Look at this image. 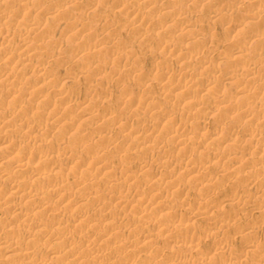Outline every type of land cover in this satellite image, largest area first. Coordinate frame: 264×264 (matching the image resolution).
Returning a JSON list of instances; mask_svg holds the SVG:
<instances>
[{
    "label": "rangeland",
    "instance_id": "1",
    "mask_svg": "<svg viewBox=\"0 0 264 264\" xmlns=\"http://www.w3.org/2000/svg\"><path fill=\"white\" fill-rule=\"evenodd\" d=\"M10 1H12L11 4L8 3L6 4V7L2 5L0 7V15L6 13L8 16L6 21L0 19V51L4 48H7V46L12 47L13 50L10 53L11 57L13 56V59H16L18 62L26 61V65L20 69L15 68L14 71V67H12V65L10 67L9 63H0V138L2 136L8 137L13 140H17L19 143H21V146L30 144V147L33 150H42L46 151L47 153H52H50V158L42 160L39 163H35V160L32 159H22V163L27 165L26 168L29 167L28 169H24L23 173L17 170V166H15V162L18 161L17 158L21 160L20 157L18 155L7 156L6 152L0 146V174L3 173L5 176L4 186L7 185L8 187L9 184L12 183L13 179L14 182L17 181V184H21L19 182H22L23 185L24 182V185L27 186L26 183H28V187L33 190L32 194L36 195L46 190H56L60 194L58 199H65L64 201L59 202V200H55L57 198H54L52 195L49 196L48 193H45L43 195L41 194L43 199H40V202L43 201L44 205L41 204L39 200H37L35 205H32L28 201H24L22 199L17 200L16 197L10 196L8 192L2 193L0 191V234L6 237H12L14 240H18V244L12 249L2 250L0 248V264H19L23 261L22 253H29V256L31 255L30 259L44 258V264H86L83 259L77 260L73 259L75 257L66 256L68 255L67 253L61 255L56 254V257L54 256L51 259H49V256H47V253L55 251L56 248L63 251V249L65 250V246L67 247L68 244H71L73 248H79L78 251H82L81 249H86L85 244L88 242L91 243L92 241L93 244L95 242L97 243L94 245L92 244L93 246H90L91 248L89 247V249L93 252H98V255H96L94 252L95 256L93 254L92 260L90 259L91 264H114L115 261V264H120L118 263L120 261H122V264L125 262V264H128L130 261H132L131 264H178L185 263L187 260V262L198 263L199 260H201L200 258L203 256L202 253L204 252L205 254L210 245H213L214 243L219 244L221 243L220 241H222V243L225 245L228 244V252H220L214 254L211 257L209 256L210 260L207 259L205 261L206 263L217 261L220 264L221 262L227 264L229 257L230 259H235H232L231 262H228V264H263L264 248H258L259 253H253L255 250L257 251L256 248L246 247L247 244L250 245L252 243L254 244L256 241L262 242L264 240V229L262 227L263 225L261 224L264 220V215L259 216L260 219L258 217L256 218V216L250 217L255 206H264V203L260 201L261 199L264 201V194L262 193L261 195L259 191L262 188V183H257L252 186L248 185V181H245L244 183V180L241 178H245L246 180L248 172L251 169L250 167H253L256 163L257 155L254 154V151L251 149L253 147L258 148L264 144V96L254 94L253 89H251L248 94L246 93L238 95L236 85L237 83L238 85L244 83L248 76V74L246 75V69L248 66L244 65L247 63L257 65L258 67H264V57H256L250 60L246 58L248 61L234 68L238 70V76L235 78V80H233L234 82L230 83L224 82L222 78L224 77L223 73H226L227 70H225V62L220 60V58L222 59L223 54H226L232 49H230L231 45L238 47L244 44L245 47H247L249 53L254 51V54H264V43H261L260 45L255 44L256 39L264 38V22L262 23L263 25L261 28H257V32L256 28H254L253 31L248 32L249 30L247 27H245L234 33V36H230L225 31L226 25H224L223 20H211L209 15L212 11H220L219 14H222L225 11L224 9L229 6H233V8L238 11H236V20H245L249 17L247 6L255 2L257 9L259 8L258 10L263 12L264 0H194V2L193 0H138L134 5H142L145 2L151 3V11H148L146 15H143L140 18L137 17V19L136 17L132 16L131 18L130 16V10L132 7H130L131 2L129 0H93L92 3L95 5L90 6L91 8H89L87 5L81 7L86 2L88 3L89 0H53L54 7L53 5L51 7L55 8L54 10L56 12L51 16L54 17L53 20L55 22L64 23L67 20L63 24L67 25L73 16V18H76L77 21L81 22L80 24H83V27L80 25V28L75 29V35H77L75 38H72L70 35H66V37L57 30L58 26L55 25L54 21L51 19V16H46L47 7L41 10L39 9V11L33 16L25 15L23 18L14 16L16 9H18L20 5L21 7L22 5L26 6L25 12L37 9L38 7L42 8L40 5H37L36 0ZM171 1H174V6L169 8V3L172 4ZM118 4L119 8H115V5ZM153 6L155 9H152ZM8 9L12 11L10 12ZM165 13H168V15L171 13L181 17L185 16L190 21L188 24L193 23L200 26H203V24L207 25L204 27V31H200L199 34L198 32H194L195 27H187L188 29L185 28L189 31V33L183 34L182 28H184V25H182V27L178 23H175L177 24L175 25V21L170 24L164 23L163 19L165 18ZM34 23H36L37 26ZM29 27H41L37 33L39 35H24L23 30ZM82 28L85 29V31L81 30ZM245 31L248 32V36L242 42L240 40V36ZM78 32L79 34H76ZM253 36H256L257 38ZM19 40L23 41L22 43L25 44L23 51L17 50V47L21 43ZM196 42L201 44V48H198L199 46L196 44ZM28 48L31 52L28 51ZM211 49L215 50V52L212 53ZM193 55H205V58H207L205 59V64L203 66H199L198 64L194 63L191 60ZM189 56L190 58H188ZM182 57L183 59H181ZM105 61L108 62L109 72L101 75L95 74L91 65L95 62V64H98ZM32 62L33 66L31 67ZM37 66L44 68L46 74L43 76V78L33 75L32 72L38 68ZM135 67L139 70L133 71ZM168 67L174 70L185 67L184 70L191 72V75L194 73L193 78L189 79L191 83H198L199 79L211 74L216 75L219 78V82L217 86H215V89L200 97L192 94V92H184L182 89H180V91H173V88H170L171 86H168V91L165 88L163 90V92H165L161 93L158 88L159 82L157 73ZM80 72H82V74ZM5 74L14 75L15 79L12 82H6L4 81ZM248 77L255 78V76L252 75H249ZM256 79L258 82L264 83L263 75L259 77L256 76L255 80ZM235 82L236 84H234ZM173 84H175V81H169V85ZM16 87L18 90H20L18 93V97L20 99L16 97L17 100L14 98L5 101L3 97L6 94V91L16 90ZM36 87L42 88L44 90L39 94L40 99L39 96H33L32 98V92L30 90ZM57 88L65 92L67 95L75 94L79 95L80 97H86L87 99H90V101L93 103L90 106L92 108L90 110L92 112L91 117L83 116V113H81L79 109H73L71 103L66 100L65 97L58 95L56 96V90H58ZM248 88H250V86ZM102 91L105 93L101 94L99 100H96L97 96H99ZM219 94L223 96L222 100L226 101V103H222L221 105L216 104V106L214 104V107H216L214 114L208 117L207 115L205 116L206 111L209 109L211 104L213 105L212 102ZM20 95L22 97H20ZM256 95L258 97H256ZM244 96L249 97V100L244 101L242 99ZM187 97H189V99H187ZM144 98H148L153 102L156 101L155 103H158L156 105L157 109L155 108L154 110H149V108L145 106L142 108L139 106L136 108L132 107V105L136 102V99L144 100ZM18 99L20 101H18ZM45 100L47 102L51 101L52 103H55V108L47 113L44 111V104L46 103ZM95 101L96 103L94 105ZM181 101L184 102L182 103ZM196 102L197 106L199 107L195 108L196 110H192L194 107L193 105L196 104ZM188 105H192L193 107ZM158 111H163L164 113L169 111V113L172 115L171 122H173V120L180 123L185 122L187 124V128H192V130H197L198 123L202 121V119L204 120V117L207 118L206 124L204 125V130H202L201 138L199 140H195L196 142H191L186 148L179 146L178 138L184 137V132L181 129H178L177 126L175 127V125L172 127V123L170 121L160 128L159 134L148 137V134L143 132V127H145L147 124H150L149 122L151 119H153L151 118L152 112L154 114L158 113ZM241 113H244L247 117H244V115L242 116ZM7 114L12 116L7 122H5L3 117ZM155 118L156 116L151 121V123L155 121ZM230 118L234 119L231 121L229 120ZM36 122H46L50 124L48 127L51 128L52 132H50L48 135L46 134L39 137L40 141L34 142L31 140L33 134L27 132L28 129L26 127ZM231 130H233V133L235 134L234 145L231 142H226L227 136L230 132H232ZM253 130H256L255 135L257 137L255 136L254 139H251L250 137L246 136V134L250 131L252 132ZM169 132H172L171 135ZM100 133H108V142L101 143L94 138ZM178 135L180 136L178 137ZM164 137H166L165 140ZM151 138H153V141ZM145 147H152L149 153L145 152ZM74 151H82L83 153H86L87 156L90 157V159H88L90 161H85L87 164L83 162V164L77 167H75L73 164L65 165L61 159V156L66 152L73 153ZM62 152L64 153L62 154ZM233 157H237L241 161V166L234 169V174L232 173L227 176H223L222 172L224 170H229L227 169L229 160ZM96 159L98 160L97 163ZM207 160H211L212 163L204 165V173H202L201 176L196 175V180H193V177L187 176V174L183 173L190 168L187 164L192 162L193 165H202L205 164ZM100 161L103 164H99ZM172 162L175 163V165ZM96 164L98 165L96 166ZM103 166L108 168L104 170ZM177 166L180 168L182 167V169H180L178 172H176ZM100 168L101 170H99ZM191 170L192 169L186 173H189ZM234 170L232 172H234ZM169 172H175L176 182H172L173 184L179 183L177 185L178 188H184L183 190H186L185 196L182 197V195L178 196L175 194H169V183H165L162 186L156 184H154V186L152 185L154 180L158 179V177L162 179L165 178V175H168ZM130 175H132L134 178L132 179V176ZM111 184H113V188L112 186L109 187ZM145 185L146 187L148 185V188L150 187L148 189L150 192L148 195V200L152 202L158 201L159 203L149 206L146 213H144V216L141 213L140 217H143V219L137 220L139 222L136 223V219L139 218L137 209L134 208V204H132L133 207L128 206L132 203L134 189L136 187L138 188L139 186ZM114 186L117 190L114 189ZM153 187L156 188V192H154L155 188ZM189 191H191V193H189ZM244 191L246 192L244 194L245 196H255L253 197L254 199L250 197L245 199V201L242 203L243 205L240 202H227L232 198L236 200L243 198ZM256 191H259L257 192L258 194H256ZM158 193L159 195H157ZM237 193L240 194V197H236ZM117 195L122 197L123 200L127 201L128 208H119L117 205L113 204V197ZM46 199L47 201L45 202ZM247 200L251 201L252 203ZM129 201L131 202L129 203ZM184 204L186 206H184ZM108 205H113V207L110 206L108 208L109 210H107L106 206ZM158 205L159 207H157ZM160 205L164 208H162ZM40 207H42V209ZM101 207L104 210L106 209V211L102 210ZM17 211H22L23 213L27 214H25L24 218H20V216L16 214ZM57 211L59 213H57ZM108 212H111L112 216L106 214ZM202 212L204 215H202ZM29 213L30 215H28ZM115 213L118 214L116 215ZM195 213L200 215L198 217L196 216L197 218L194 220H191V218L196 215ZM243 214L250 215V218L248 217L247 219H242L241 216ZM123 215L125 223L127 222L124 229L122 228L124 223L120 221V219L123 218ZM107 216L111 218H107ZM117 218L119 220H117ZM132 218L136 219L130 222ZM209 218H212L211 220H214L217 222V224H221L222 226L226 222L237 220L235 225L238 227L234 229L236 230V233L232 229L230 231H226V234L224 235H219L217 233L220 231L213 229L210 232V235H208L207 229L210 226V222H213ZM72 220H74V222ZM174 221H176V223L174 226H172ZM32 223H38L39 226L37 225L38 227L34 228L31 226ZM68 223L72 224V226H70ZM143 223L145 224L143 225ZM84 224H86V226H83ZM51 225L54 227L61 226L65 231V234L69 232L68 235H66V240L64 239V241L54 249H51L54 245L53 242L51 243L50 239L39 236L42 228L45 226L50 227ZM167 225H171V227H173V229H171L169 226L170 234L167 231ZM239 226L243 227L240 228ZM247 226L250 228V230ZM253 226H256V229H259L256 230ZM71 227L73 228L71 229ZM84 227L85 230H83ZM112 228H115V230ZM243 228L244 231H242ZM67 229L69 230L67 231ZM105 229L109 230L110 234H108V231H105ZM91 230H93L94 233L98 235V237L92 233L93 231L91 232ZM110 231H112V233ZM119 232L124 237L120 235ZM89 233L93 236H96L95 238L97 240L94 239V237ZM192 233L194 236L201 234V238L199 235L197 237L199 239L198 245L201 244L197 251H191L183 244L184 240H188L190 238L189 236H193ZM99 234L101 236L100 238ZM34 235H36V237H34ZM114 235H116V237ZM142 235L144 237L148 236V238L150 237L149 239L153 240L146 241L145 243L143 242V244L139 243L138 245L137 239H143ZM227 235L229 237H227ZM83 237L87 238L85 239V241H87L86 243L85 241H82ZM230 237L231 239L229 241L228 238ZM213 238L215 239L214 243L212 240ZM150 244L154 245L151 247ZM116 247H118V249ZM142 248L144 249V252ZM13 249L15 250L13 251ZM226 252L229 253V255ZM111 254L114 255L115 258H112ZM177 254L180 255H178L179 258L176 256ZM255 254L260 256L262 260H256L257 258L255 257ZM58 255L60 258H64L60 259ZM125 255L128 256L126 257ZM172 255L173 258H170ZM20 256L22 257L21 260ZM98 256L100 257L98 258ZM123 258L124 260H122ZM97 259L101 262H99ZM107 260L110 262L108 263ZM26 261L27 260L24 259L21 264H27Z\"/></svg>",
    "mask_w": 264,
    "mask_h": 264
},
{
    "label": "bare ground",
    "instance_id": "2",
    "mask_svg": "<svg viewBox=\"0 0 264 264\" xmlns=\"http://www.w3.org/2000/svg\"><path fill=\"white\" fill-rule=\"evenodd\" d=\"M37 1V5L39 6H41L42 8H39L38 6V8L37 9H34V10H29V11H27V12H25L26 11V6H23L22 5V7H21V5H20V7L18 8V9H16V12L14 13V16L15 17H18V18H23V17H25V15L27 16H33L36 12H38L39 11V9L41 10V9H44L45 7H47L46 8V16L47 15H53L56 11L54 10L55 8H53L54 7V5H53V0H36ZM57 1V0H56ZM130 2H131V4H130V7H132L131 8V10H130V16H131V18H132V16L133 17H136V19H137V17H141V16H143V15H146V13L148 12V11H151L150 9H151V3H144V4H142V5H134L138 0H129ZM153 1V0H152ZM204 1V0H203ZM215 1V0H214ZM217 1H219V0H217ZM221 1V0H220ZM239 1V0H238ZM11 2L12 1H10V0H0V7H1V5L2 6H5L6 7V4H8V3H10L11 4ZM70 2H74V1H70ZM93 2V0H89V2L87 3H85V4H83V6H81V7H84V6H88L89 8H91L90 6H92V5H95V4H93L92 3ZM111 2V1H110ZM113 2V1H112ZM122 2H124V1H122ZM169 2V1H168ZM172 2V1H171ZM176 2V1H175ZM179 2V1H178ZM189 2V1H188ZM193 2H194V0H193ZM115 3V2H114ZM113 3V4H114ZM154 3V2H153ZM35 4H36V2H35ZM69 4V3H68ZM81 4V3H80ZM165 4V3H164ZM167 4V3H166ZM174 4V1L172 2V4H170L169 3V8L170 7H172V6H174L173 5ZM256 3L254 2V3H252V4H250V5H248L247 6V9H248V13H249V17L247 18V19H245V20H242V19H237L236 20V15H237V13H236V11L237 10H235L234 8H233V6H229V7H227L226 9H224L225 11L222 13V14H219V12H216V11H212L211 12V14L209 15L210 16V18H211V20H219V19H222L223 20V22H224V25H226V27H225V31H226V33L228 34V35H232V36H234L233 34L234 33H236L237 31H239L241 28H245V27H247V29L249 30L248 32H250V31H253L254 30V28H256V32H257V30L259 29V28H261L262 27V23L264 22V11L263 12H261V10L259 11L258 9H257V6L255 5ZM53 5V7H51ZM79 5V4H78ZM134 5V6H133ZM212 5V4H211ZM215 5V4H214ZM76 6V5H75ZM241 6V5H240ZM62 7V6H61ZM79 7H80V5H79ZM119 8V4L118 5H115V8ZM121 7V6H120ZM161 7V6H160ZM168 7H166V8H168ZM165 8V9H166ZM244 8V7H243ZM125 9V8H124ZM152 9H155V7L153 6V8ZM9 10V9H8ZM28 10V9H27ZM58 10V9H57ZM164 10V9H163ZM10 11V10H9ZM12 11V10H11ZM10 11V12H11ZM14 11H15V9H14ZM43 12H44V10H43ZM42 12V13H43ZM69 12V11H68ZM157 12H159V11H157ZM176 12V11H175ZM238 12V11H237ZM2 13V12H1ZM61 13H63V12H61ZM181 14V13H180ZM45 15V14H44ZM165 16V18L163 19V21H164V23H166V24H170V23H173L174 21V24L175 23H178L181 27H182V25H184V28H182V33L183 34H188L189 33V31L188 30H186V29H188V28H191V27H195V31L194 32H198V34H199V32L200 31H204V27H206V25L205 24H203V26H200V25H197V24H188L190 21L185 17V16H177V15H174V14H171V13H169V15H168V13L166 14H164ZM58 16V15H57ZM56 16V17H57ZM235 16V17H234ZM60 17V16H59ZM86 18V17H85ZM0 19H3V20H7L8 19V16H7V14L6 13H3V14H1L0 15ZM13 19V18H12ZM27 19V18H26ZM51 19L53 20L54 19V17H52L51 16ZM31 21V20H30ZM54 21V20H53ZM59 21V20H58ZM67 21V20H66ZM65 21V22H66ZM145 21V20H144ZM221 21V20H220ZM259 21V22H258ZM2 22V21H1ZM36 22V21H35ZM64 22V23H65ZM25 23V22H24ZM54 23H55V25H57L58 26V31L60 32V33H62V35L64 34L65 36L66 35H70V36H72V38L74 37H77V35H75V29L76 28H80L79 26L80 25H82V27H83V24H80L81 22H79V21H77V19L76 18H73V16L71 17V19L69 20V24H67V25H63L64 23H57V22H55L54 21ZM147 23V22H146ZM26 24V23H25ZM29 24V23H28ZM27 24V25H28ZM34 24H36V23H34ZM44 24V23H43ZM31 25V24H30ZM86 25V24H85ZM175 25H177V24H175ZM33 26V25H32ZM36 26H37V24H36ZM41 26V25H40ZM113 26V25H112ZM28 27V26H27ZM188 27V28H187ZM39 28H41V27H39ZM39 28L38 27H29V28H27V29H25V30H23L24 31V35H35V34H37L38 32H39ZM186 28V29H185ZM258 28V29H257ZM49 29V28H48ZM81 30H84L85 31V29H81ZM180 30H181V28H180ZM260 31V30H259ZM46 32V31H45ZM193 32V33H194ZM248 32H244L240 37V40L243 42L244 41V39H246L247 38V33ZM57 33V32H56ZM84 33V32H83ZM262 33V32H261ZM6 34V33H5ZM22 34V35H23ZM76 34H79V32L78 33H76ZM37 35H39V34H37ZM91 36H92V34H91ZM23 37V36H22ZM67 37V36H66ZM253 37H256V36H253ZM191 38V37H190ZM257 38V37H256ZM21 40H22V38H21ZM21 40H19V42H21L20 43V45L17 47V50H19V51H23L24 50V46H25V44H23L22 42L23 41H21ZM6 41V40H5ZM38 41V40H37ZM56 41V40H55ZM241 41H240V43H241ZM163 42V41H162ZM256 43L255 44H258V45H260L261 43H264V38H262V39H260V38H258V39H256V41H255ZM58 43V42H57ZM121 43V42H120ZM239 43V44H240ZM1 44V43H0ZM196 44H198V48H201L200 46H201V44L199 43V42H196ZM18 45V44H17ZM160 45V44H159ZM171 45V44H170ZM230 45V44H229ZM258 45H257V48H258ZM263 45V44H262ZM220 46V45H219ZM263 47V46H262ZM2 48V47H1ZM60 48V47H59ZM232 48V49H231ZM171 49V48H170ZM217 49V48H216ZM230 51H228L226 54H223V56H222V59L220 58V60H222V61H224L225 62V64H226V69L225 70H227L226 71V73L224 72L223 74H224V77H222L223 78V80H224V82H226V83H230V82H234L233 80H235V78L238 76V70H236V69H234L235 67H237L238 65H241V64H243V63H245L246 61H248L247 59H252V58H262V57H264V54H254V51H252V52H250L249 53V51H248V49H247V47H245V45L244 44H242L241 46H230ZM12 50H13V48L12 47H10V46H7V48H4L3 50H1L0 51V63L1 62H7V63H9V65H10V67H11V65H12V67H14V71H15V68L16 69H20V68H22V67H24L25 65H26V61H17L16 59H13V56L11 57V52H12ZM30 49L28 48V51H29ZM110 50V49H109ZM167 50V49H166ZM217 50H219V49H217ZM18 51V52H19ZM29 52H31V51H29ZM84 52V51H83ZM87 52V51H86ZM148 52V51H147ZM178 52V51H177ZM201 52V51H200ZM207 52V51H206ZM211 52L213 53V52H215V50H213V49H211ZM218 52V51H217ZM61 53V52H60ZM79 53H80V51H79ZM202 53V52H201ZM220 53H222V52H220ZM34 54V53H33ZM32 54V55H33ZM174 54V53H173ZM172 54V55H173ZM208 54V53H207ZM215 54V53H214ZM250 54H252V55H250ZM25 55H27V54H25ZM32 55H31V58H32ZM37 55V54H36ZM33 57H34V55H33ZM17 58V57H16ZM188 58H190V56L188 57ZM192 59V61L194 62V63H196V64H198L199 66H203L204 64H205V62H206V60L205 59H207V58H205V55H201V56H194L193 55V57H191ZM247 58V59H246ZM44 59V58H43ZM131 59V58H130ZM181 59H183V57L181 58ZM29 60H31V59H29ZM260 60V59H259ZM57 61V60H56ZM191 61V62H192ZM262 61V60H261ZM29 62H31V61H29ZM68 63V62H67ZM96 63V62H95ZM92 64L91 65V67H92V69H93V72H95V74H104V73H107V72H109V65H108V62H103V63H98V64ZM78 64V63H77ZM191 64V63H190ZM208 64V63H207ZM29 65V64H28ZM41 65V64H40ZM68 65V64H67ZM76 65V64H75ZM187 65V64H186ZM185 65V66H186ZM197 65V66H198ZM30 66V65H29ZM33 66V62H32V65H31V67ZM39 66V65H38ZM37 66V67H38ZM244 66H248L247 67V69H246V75L248 74V76L249 75H252V76H255V78H256V76L257 77H259V76H261V75H263L264 76V67H258L257 65H254V64H245ZM211 67V66H210ZM35 68V67H34ZM200 68V67H199ZM31 69H33V68H31ZM185 69V67H183V68H178L177 70H174V69H171V68H164V69H162L161 71H159V73H157V78H158V82H159V90H160V92L162 93L163 92V90L166 88L167 89V91H168V86H171L170 88H173V91H177V90H179L180 91V89H182V90H184V92H192V94H194V95H196V96H204L205 94H207V93H209L211 90H213V89H215V86H217V84H218V82H219V78L216 76V75H209V76H205V77H203L202 79H199V77H198V79H199V82L196 84L195 82L194 83H191V81L189 80V79H192L193 78V74L191 75L190 73L191 72H187L186 70H184ZM202 69V68H201ZM10 70V69H9ZM9 70H7V71H9ZM139 69H137L136 67L134 68V70L133 71H138ZM240 70V69H239ZM83 72V71H82ZM82 72H80L81 74H82ZM14 73V72H13ZM12 73V74H13ZM33 75L34 76H37V77H42L43 78V76H45V71H44V68L43 67H38V68H36V70H34L33 72ZM139 73V72H138ZM144 73V72H143ZM12 74H5V77H4V81H6V82H12L14 79H15V73H14V75H12ZM83 74H85V73H83ZM198 74V73H197ZM216 74V73H215ZM4 75V74H3ZM3 75H2V77H3ZM28 75V74H27ZM61 75V74H60ZM89 75V74H88ZM87 75V76H88ZM199 75V74H198ZM19 76V75H18ZM247 76V78L245 79V82L244 83H242V84H239L238 85V83H237V85H236V89H237V94L238 95H241V94H248L249 93V91L251 90V89H253V93L254 94H258L259 96H264V83H262V82H258L257 81V79L255 80V78H249ZM77 77V76H76ZM84 77H85V75H84ZM90 77V76H89ZM87 78V77H86ZM91 78V77H90ZM195 78V77H194ZM262 78V77H261ZM39 79V78H38ZM238 79V78H237ZM175 81V84H173V85H169V81ZM240 80V79H239ZM28 81V80H27ZM103 81V80H102ZM244 81V80H243ZM223 82V81H222ZM56 83V82H55ZM234 84H236V82L234 83ZM18 85H20V84H18ZM39 85V84H38ZM23 86V85H22ZM219 86V85H218ZM250 86V88H248ZM29 87V86H28ZM28 87H26V88H28ZM21 88V87H20ZM60 88V87H59ZM11 89V88H10ZM13 89V88H12ZM29 89V88H28ZM30 89H31V86H30ZM58 89V88H57ZM17 90V91H16ZM16 90H10V91H6V94L4 95V97H3V99L6 101V100H10V99H16V97H18V93H19V91L20 90H18L17 89V87H16ZM22 90V89H21ZM146 90V89H145ZM31 92H32V98H33V96H39V94L42 92V91H44L42 88H33L32 90H30ZM125 91V90H124ZM22 92V91H21ZM54 92V91H53ZM165 92V91H164ZM163 92V93H164ZM187 92V93H188ZM5 93V92H4ZM71 93V92H70ZM105 92L104 91H102L100 94H99V96H97V98H96V100H99L100 99V97H101V94H104ZM31 94V93H30ZM3 95V94H2ZM24 95V94H23ZM62 96V97H65L66 98V100H68L70 103H71V106L73 107V109H79L80 111H81V113H83V116H87V117H91V105L93 104L91 101H90V99H87L86 97H80L79 95H75V94H73V95H67V94H65V92H63L62 90H60V89H58V90H56V96ZM163 95V94H162ZM109 96V95H108ZM168 96V95H167ZM20 97H22L21 95H20ZM93 97V96H92ZM161 97H163V96H161ZM193 97V96H192ZM250 97H251V95H250ZM256 97H258L257 95H256ZM19 98V97H18ZM89 98V97H88ZM154 98V97H153ZM173 98V97H172ZM228 98V97H227ZM20 99V98H19ZM18 99V101H20ZM39 99H40V96H39ZM103 99V98H102ZM133 99H135V98H133ZM187 99H189V97H187ZM223 99V96L221 95V94H219V95H217L216 96V98H215V100L212 102L213 103V105L211 104V106L209 107V109L206 111V114H205V116L207 115V117L208 116H211V115H213L214 114V110L216 109V107H214V104H215V106H216V104H218V105H221L222 103H226V101H223L222 100ZM244 101L245 100H249V97H247V96H244V98H242ZM251 99V98H250ZM255 99V98H254ZM17 100V99H16ZM23 100V99H22ZM21 100V101H22ZM44 100V99H43ZM53 100H54V98H53ZM155 100V99H154ZM34 101V100H33ZM46 101V100H45ZM45 101H43V102H45ZM121 102V101H120ZM132 102V101H131ZM130 102V103H131ZM156 102V101H155ZM155 102H153V101H150L148 98H144V100L143 99H136V102L132 105V107L133 108H136V107H140V108H142L143 106H145V107H147V108H149V110H154L157 106V104L155 103ZM182 103L184 102V101H181ZM15 103V102H14ZM95 103H96V101L94 102V105H95ZM98 103V102H97ZM100 103V102H99ZM133 103V102H132ZM192 103V102H191ZM254 103V102H253ZM19 104V103H18ZM18 104H17V106H18ZM179 104H181V103H179ZM193 104V103H192ZM255 104V103H254ZM45 105V107H44V111L47 113V112H49V111H51L53 108H55L54 107V105H55V103H52L51 101L50 102H47L46 101V103L44 104ZM65 105V104H64ZM141 105V106H140ZM217 105V106H218ZM262 105V104H261ZM175 106H176V104H175ZM188 106H192V105H188ZM194 106V107H193ZM192 107L194 108H192V110H196L195 108H197V107H199V106H197V102H196V104H194ZM232 106V105H231ZM231 106H228V107H231ZM247 106V105H246ZM20 107V106H19ZM33 107V106H32ZM144 107V108H145ZM189 107V108H190ZM21 108V107H20ZM34 108V107H33ZM105 108H107V107H105ZM159 108V107H158ZM233 108V107H232ZM258 108H259V106H258ZM262 108V107H261ZM35 109V108H34ZM157 109V108H156ZM160 109V108H159ZM205 109V108H204ZM17 110V109H16ZM110 110V109H109ZM170 110H172V109H170ZM175 110H176V107H175ZM178 110V109H177ZM228 110V109H227ZM61 111V110H60ZM108 111V110H107ZM167 111V110H166ZM165 111V112H166ZM32 112V111H31ZM240 112V111H239ZM112 113V112H111ZM230 113V112H229ZM251 113V112H250ZM151 114V113H150ZM156 114V115H155ZM233 114V113H232ZM231 114V115H232ZM242 114V113H241ZM240 114V115H241ZM245 114H246V112H245ZM244 113L242 114V116L244 115V117H247L246 115H245ZM15 115H16V113H15ZM47 115V114H46ZM114 115V114H113ZM152 117L151 118H153L154 119V117L156 116V118H155V121L153 122V123H151V121L153 120V119H151V121L149 122L150 124H147V125H145V127H143V132H146L147 134H148V137H152V136H155V135H157V134H159L160 133V128L162 127V126H164V124H167V123H169V121L171 122V118H172V115L169 113V111L168 112H166V113H164L163 111H158V113H154L153 114V112H152ZM248 115V114H247ZM12 115H10V114H7V115H5L3 118H4V121L5 122H7L9 119H10V117H11ZM40 116V115H39ZM230 116V115H229ZM204 117V116H203ZM236 117V116H235ZM243 117V118H244ZM29 118V117H28ZM56 118V117H55ZM84 118V117H83ZM175 118V117H174ZM229 118V117H228ZM117 119V118H116ZM175 119H177V118H175ZM206 119L207 118H205L204 117V120L202 119V121H200L199 123H198V129L197 130H192V128L190 129L189 127L187 128V124L185 123V122H178V121H174L173 120V122H171L172 123V127H173V125H175V127L177 126L178 127V129H181L183 132H184V137H182V138H178L179 139V146H181V147H187L191 142H193V141H195V140H199L200 138H201V136H202V130H204V125L206 124ZM232 119H234V118H230L229 120H231L232 121ZM257 119V118H256ZM255 119V120H256ZM24 120V119H23ZM53 120V119H52ZM101 120V119H100ZM178 120V119H177ZM189 120V119H188ZM10 122V121H9ZM75 122V121H74ZM222 122V121H221ZM7 124H9V123H7ZM26 124V123H25ZM30 124V123H29ZM83 124V123H82ZM220 124V123H219ZM48 125H50V124H48V123H46V122H39V123H32L30 126H27L26 127V125H25V127L28 129V131L27 132H29V133H32L33 134V137L31 138V140L32 141H34V142H36V141H40L39 140V137H41V136H44V135H48L50 132H52L51 131V128H49L48 127ZM59 125V124H58ZM57 125V126H58ZM71 125H72V123H71ZM71 125H69V126H71ZM191 125V124H190ZM225 125V124H224ZM261 125V124H260ZM264 125V124H263ZM65 126V125H64ZM195 126H196V124H195ZM207 126V125H206ZM221 126V125H220ZM14 127V126H13ZM52 127V126H51ZM8 128H9V126H8ZM70 128V127H69ZM142 128V127H141ZM194 129V128H193ZM230 129V128H229ZM82 130H84V129H82ZM171 130V129H170ZM169 130V131H170ZM180 130V131H181ZM235 130V129H234ZM65 131V130H64ZM63 131V132H64ZM103 131H105V130H103ZM172 131V130H171ZM179 131V130H178ZM232 132H230L229 133V135L227 136V138H226V142H231L233 145H234V143H235V134L233 133V130H231ZM66 132V131H65ZM64 132V133H65ZM93 132V131H92ZM111 132V131H110ZM182 132V133H183ZM229 132V131H228ZM234 132H236V131H234ZM256 132V130H253L252 132L250 131V132H248L247 134H246V136H248V137H250L251 139H254L255 138V133ZM166 133V132H165ZM172 133V132H171ZM171 133L169 132V134L171 135ZM146 134V135H147ZM181 134V133H180ZM213 134V133H212ZM161 135V134H160ZM159 135V136H160ZM182 135V134H181ZM166 136H168V135H166ZM174 136V135H173ZM180 135H178V137H179ZM214 136V135H213ZM237 136V135H236ZM10 137V136H9ZM113 137V136H112ZM176 137H177V135H176ZM257 137V136H256ZM50 138V137H49ZM98 142H101V143H106V142H108V140H109V136H108V133L106 134V133H100V134H98L96 137H94ZM147 138V137H146ZM160 138V137H159ZM165 138L166 137H164V140H165ZM153 138H151V140H152ZM177 139V138H176ZM29 140V139H28ZM143 140V139H142ZM150 140V141H151ZM159 140V139H158ZM153 141V140H152ZM162 141H163V139H162ZM177 141V140H176ZM158 142V141H157ZM161 142V141H160ZM196 142V141H195ZM255 142V141H254ZM259 142V141H258ZM33 143V142H32ZM51 144V143H50ZM163 144V143H162ZM142 145V144H141ZM223 145H224V142H223ZM0 146L3 148V150L6 152V154H7V156H10V155H18L19 157H20V159L21 160H19L18 158H17V160L18 161H16L15 163H16V165L15 166H17L16 167V169L17 170H19L20 172H23L24 171V169H28V168H26V164L25 163H22V159H32V160H35V163H39L40 161H42V160H46V159H48V158H50L51 157V155H50V153H52V152H49V153H47L46 151H37V150H33L31 147H30V144H26L25 146H21V143H19L17 140H13V139H11V138H8V137H1L0 138ZM146 146V145H145ZM106 147V146H105ZM39 148V147H38ZM53 148V147H52ZM151 148L152 147H145V152L146 153H149V151L151 150ZM44 149V148H43ZM84 149V148H83ZM64 150V149H63ZM68 150V149H67ZM89 150V149H88ZM106 150V149H105ZM252 151H254V154H256L257 155V158H256V163L254 164V166L253 167H250L251 169L249 170V172H248V175H247V179L245 180V178H241V179H243L244 180V183H245V181L247 182L248 181V185H252V186H254L255 184H257V183H262V188H261V190H259L260 191V193H261V195H262V193L264 194V144H262L260 147H253L252 149H251ZM85 152V151H84ZM93 152V151H92ZM142 152H143V150H142ZM57 153V152H56ZM64 152H62V154H63ZM144 153V152H143ZM233 153V152H232ZM145 155V154H144ZM167 155H169V154H167ZM17 156V157H18ZM16 157V156H15ZM55 157V156H54ZM101 157V156H100ZM189 157V156H188ZM133 158V157H132ZM61 159L63 160V163L65 164V165H74L75 167H77V166H80L81 164H83V162H85V161H90V160H88V159H90V157H88L87 156V154L86 153H83L82 151H74L73 153H70V152H66V153H64L62 156H61ZM99 159V158H98ZM102 159V158H101ZM164 159V158H163ZM215 159V158H214ZM97 160V159H96ZM138 160H139V158H138ZM141 160V159H140ZM187 160V159H186ZM50 161H51V159H50ZM49 161V162H50ZM78 161H79V163H78ZM102 161V160H101ZM99 162V164L100 163H102V162ZM136 161V160H135ZM161 161H162V159H161ZM185 161V160H184ZM192 161V160H191ZM190 161V162H191ZM221 161V160H220ZM24 162V161H23ZM98 162V160L96 161V163ZM134 162V161H133ZM193 162V161H192ZM190 163V164H187L188 165V167H190L189 168V170L190 169H192L189 173H186L187 171H189V170H187L186 172H183V173H185V174H187V176H190V177H193L194 179L193 180H196V175L197 176H201V174L202 173H204V171H205V166L204 165H206V164H211L212 163V161L211 160H207L206 161V163L205 164H202V165H200V164H198V165H193V163ZM222 162V161H221ZM86 163V162H85ZM170 163V162H169ZM173 163V162H172ZM247 163V162H246ZM245 163V164H246ZM87 164V163H86ZM85 164V165H86ZM103 164V163H102ZM174 165H175V163H173ZM32 165V164H31ZM98 164H96V166H97ZM107 165V164H106ZM106 165H104V166H106ZM171 165V164H170ZM252 165V164H251ZM103 166V169L105 170V169H107L108 167H104ZM183 166H184V164H183ZM241 166V161L237 158V157H233V158H231L230 160H229V164H228V168L227 169H229L228 171H223L222 172V175L223 176H227V175H229V174H234L235 173V170L234 169H236V168H238V167H240ZM148 167V166H147ZM187 167V168H188ZM245 167V166H244ZM58 168V167H57ZM15 169V168H14ZM111 169V168H110ZM130 169V168H129ZM129 169H127V170H129ZM180 169H182V167L180 168L179 166H177V168H176V172H178ZM246 169V168H245ZM99 170H101V168L99 169ZM126 170V169H125ZM142 170V169H141ZM234 170V172H232ZM40 171V170H39ZM42 171V170H41ZM173 171H175V170H173ZM246 171V170H245ZM99 172V171H98ZM101 172V171H100ZM127 172V171H126ZM125 172V173H126ZM130 172V171H129ZM137 172V171H136ZM168 172V171H167ZM15 173H17V172H15ZM24 173V172H23ZM30 173V172H29ZM131 173V172H130ZM174 173V174H173ZM221 173V172H220ZM3 174V173H2ZM2 174H0V191L2 192V193H6V192H8L9 193V195L10 196H14V197H16L17 198V200L18 199H22V200H24V201H28L29 203H31L32 205L34 204H36V202H37V200H39V202H40V199L42 198L43 199V197L41 196V194L43 195V194H45V193H48L49 194V196L50 195H52L54 198H57V199H55V200H59V202L60 201H64V199L63 198H59L58 199V197H60V194H59V192L58 191H56V190H46V191H44V192H41V193H39V194H32V189H30V187H28V183H26V185L27 186H25L24 184V182H23V185H22V182H19V183H21V184H17L16 182H14L13 181V179H12V183H10L9 184V186L7 187V185L6 186H4V174L2 175ZM20 174V173H19ZM27 174V173H26ZM110 174V173H109ZM159 174V173H158ZM157 174V175H158ZM164 174H166V173H164ZM218 174V173H217ZM29 175H31V174H29ZM126 175V174H125ZM206 175H207V172H206ZM7 176H9V175H7ZM13 176V175H12ZM38 176V175H37ZM41 176V175H40ZM96 176V175H95ZM127 176V175H126ZM130 176H132V175H130ZM166 176V177H165ZM164 177L165 178H159L158 177V179H156V180H154L153 182H152V185L154 186V184H156V185H160V186H162V185H164L165 183H169L170 184V193L169 194H171V195H178V196H180V195H182V197L183 196H185V191L186 190H183V189H181V188H178V184L179 183H174L173 184V182L172 181H174V182H176L175 181V172H169L168 173V175L166 174ZM232 176V175H231ZM230 176V177H231ZM245 176V175H244ZM20 177V176H19ZM35 177V176H34ZM125 177V176H124ZM52 178V177H51ZM54 178V177H53ZM128 178V177H127ZM134 177L132 176V179H133ZM47 179V178H46ZM132 179H129V180H132ZM186 179H187V177H186ZM232 179V178H231ZM240 179V180H241ZM10 180H11V177H10ZM20 180V179H19ZM192 180V181H193ZM209 180H213V179H209ZM31 181V180H30ZM60 181V180H59ZM112 181V180H111ZM110 181V182H111ZM119 181V180H118ZM148 181V180H147ZM208 181V180H207ZM228 181V180H227ZM232 181V180H231ZM26 182V181H25ZM115 182V181H114ZM117 182V181H116ZM49 183V182H48ZM31 184V183H30ZM46 184V183H45ZM77 184V183H76ZM75 184V185H76ZM110 184V183H109ZM169 184H168V186H169ZM185 184V183H184ZM242 184V183H241ZM47 185V184H46ZM45 185V186H46ZM113 184H111V185H109V187H111ZM115 185V184H114ZM118 185V184H117ZM144 185V184H143ZM151 185V186H152ZM186 185V184H185ZM200 185V184H199ZM198 185V186H199ZM245 185V184H244ZM4 186V187H3ZM42 186V185H41ZM82 186V185H81ZM80 186V187H81ZM87 186V185H86ZM159 186V187H160ZM197 186V187H198ZM201 186V185H200ZM213 186V185H212ZM257 186V185H256ZM34 187V186H33ZM77 187V186H76ZM117 187V186H116ZM183 187V186H182ZM188 187V186H187ZM249 187V186H248ZM112 188H113V186H112ZM150 188V187H149ZM148 188V185H147V187H146V185L145 186H139L138 188L136 187L135 189H134V195H133V199H132V203L131 204H129V206H128V203H127V201L126 200H123L122 199V197H119V195H117V196H115V197H113L114 199L112 200V202H113V204L114 205H117L119 208H125V207H133V205L132 204H134V208H136L137 209V214L139 215L138 217L139 218H132L131 220H130V222H132L133 220H135L136 219V221L137 220H142L143 219V217H140L141 216V213L143 214V216H144V213H146V211H147V209L149 208V206H151V205H154L155 203H159L158 201H154V202H152V201H150V200H148V195L150 194V192H149V189ZM152 188V187H151ZM153 188H155V187H153ZM161 188V187H160ZM232 188V187H231ZM114 189H116L115 188V186H114ZM197 189V188H196ZM254 189V188H253ZM110 190H112V189H110ZM117 190V189H116ZM155 191L154 192H156V188L154 189ZM244 190V189H243ZM113 191V190H112ZM124 191V190H123ZM188 191V190H187ZM193 191V190H192ZM259 191H256V194H258L257 192H259ZM60 192H61V190H60ZM235 192V191H234ZM238 192V191H237ZM52 193V194H51ZM189 193H191V191H189ZM212 193V192H211ZM246 192L244 191V193H243V195L245 194ZM72 194V193H71ZM129 194V193H128ZM196 194V193H195ZM205 194V193H204ZM249 194V193H248ZM247 194V195H248ZM38 195H40V196H38ZM68 195V194H67ZM66 195V196H67ZM129 195H131V194H129ZM157 195H159V193L157 194ZM161 195V194H160ZM220 195V194H219ZM236 195V194H235ZM240 194H238L237 193V196L236 197H240L239 196ZM5 196V195H4ZM7 196H8V194H7ZM65 196V195H64ZM63 196V197H64ZM69 196V195H68ZM67 196V197H68ZM113 196V195H112ZM123 196V195H122ZM163 196V195H162ZM177 196V197H178ZM192 196V195H191ZM260 196V195H259ZM1 197V196H0ZM67 197H66V200H67ZM72 197V196H71ZM130 197V196H129ZM227 197V196H226ZM225 197V198H226ZM234 197V196H233ZM242 197V196H241ZM250 196H245L244 195V197L243 198H240V199H233L232 197V199H226V200H229V201H227V202H236V203H238V202H240L241 204L245 201V199H247V198H249ZM253 197H255V196H251L250 198H253ZM264 197V196H263ZM4 198V197H3ZM53 198V199H54ZM156 198H158V197H156ZM1 199V198H0ZM6 199V198H5ZM41 199V200H42ZM84 199V198H83ZM187 199V198H186ZM213 199V198H212ZM254 199V198H253ZM65 200V201H66ZM98 200V199H97ZM154 200H158V199H154ZM200 200V199H199ZM256 200H258V199H256ZM255 200V201H256ZM264 200V199H263ZM47 201V199L45 200V202ZM82 201V200H81ZM212 201V200H211ZM247 201H249V200H247ZM259 201V200H258ZM257 201V202H258ZM262 203H264V201H262V199L260 200ZM12 202V201H11ZM21 202V201H20ZM44 202V203H45ZM98 202V201H97ZM131 201H129V203H130ZM219 202V201H218ZM223 202H226V201H223ZM249 202H251V201H249ZM256 202V203H257ZM5 203H6V201H5ZM4 203V204H5ZM41 204H43V201L42 202H40ZM48 203V202H47ZM57 203V202H56ZM65 203V202H64ZM81 203V202H80ZM252 203V202H251ZM46 204V203H45ZM62 204V203H61ZM97 204V203H96ZM101 204V203H100ZM107 204V203H106ZM109 204V203H108ZM187 204V203H186ZM20 205V204H19ZM44 205V204H43ZM62 205H64V204H62ZM98 205V204H97ZM97 205H96V208H97ZM162 205V204H161ZM160 205V206H161ZM164 205V204H163ZM243 205V204H242ZM241 205V206H242ZM246 205V204H245ZM257 205V204H256ZM264 205V204H263ZM53 206V205H52ZM100 206V205H99ZM102 206V205H101ZM110 206H112L113 207V205H110ZM109 205L108 206H106L107 208V210H109L108 208L110 207ZM184 206H186L185 204H184ZM55 207V206H54ZM127 207V208H128ZM157 207H159V205L157 206ZM162 207V206H161ZM219 207V206H218ZM233 207V206H232ZM41 209H42V207H40ZM40 208H37V209H40ZM94 208V207H93ZM102 208V207H101ZM162 208H164V207H162ZM167 208V207H166ZM170 208V207H169ZM185 208V207H184ZM11 209V208H10ZM34 209H35V207H34ZM106 209L104 210L103 208H102V210H104V211H106ZM196 209V208H195ZM194 209V210H195ZM36 210V209H35ZM56 210V209H55ZM54 210V211H55ZM59 210V209H58ZM163 210H166V209H163ZM53 211V212H54ZM60 211V210H59ZM15 212V211H14ZM51 212V211H50ZM81 212V211H80ZM136 212V211H135ZM192 212H193V210H192ZM195 212V211H194ZM57 213H59L58 211H57ZM119 213V212H118ZM118 213H115L116 215L118 214ZM198 213H200V212H198ZM203 213V212H202ZM244 213V212H243ZM248 213V212H247ZM246 213V214H247ZM18 216H20V218L22 217V218H24V216H25V214H27V213H23L22 211H17V213H16ZM84 214V213H83ZM106 214H108V215H110V216H112L111 215V212H108V213H106ZM105 214V215H106ZM121 214V213H120ZM191 214V213H190ZM189 214V215H190ZM194 214V213H193ZM196 214V213H195ZM201 214V213H200ZM200 214H196V215H194V217H192L191 218V220H194L195 218H197ZM28 215H30V213L28 214ZM80 215V214H79ZM85 215H86V213H85ZM97 215H98V213H97ZM104 215V216H105ZM202 215H204V213L202 214ZM262 215H264V206H259V205H257V206H255V208L252 210V212H251V216L250 215H242L241 217H242V219L244 218V219H247L249 216L250 217H252V216H256V218L258 217L259 218V216H262ZM31 216H32V214H31ZM30 216V217H31ZM83 216V215H82ZM88 216V215H87ZM197 216V217H196ZM56 217V216H55ZM84 217V216H83ZM132 217V216H131ZM147 217V216H146ZM146 217H144V218H146ZM240 217V216H239ZM249 217V218H250ZM264 217V216H263ZM28 218V217H27ZM27 218H26V220H27ZM80 218V217H79ZM82 218V217H81ZM103 218H105V217H103ZM107 218H111V217H108L107 216ZM106 218V219H107ZM189 218V217H188ZM201 218V217H200ZM200 218H198V219H200ZM237 218H238V215H237ZM29 219H32V218H29ZM34 219H36V218H34ZM102 219V218H101ZM210 220L212 219V218H209ZM230 219V218H229ZM232 219V218H231ZM260 219V218H259ZM258 219V220H259ZM79 220V219H78ZM102 220H104V219H102ZM109 220V219H108ZM117 220H119L118 218H117ZM174 220V219H173ZM172 220V221H173ZM178 220V219H177ZM188 220V219H187ZM190 220V219H189ZM64 221V220H63ZM73 222H74V220H72ZM77 221V220H76ZM120 221H122V223H124V226H122V228L124 229V227H125V224L127 223H125V219H124V215H123V218H121L120 219ZM171 221V222H172ZM202 221H203V219H202ZM211 221H213V222H210V226H209V228L207 229V234L208 235H210V232L213 230V229H217V231H220L219 233H217V234H219V235H221V234H226L225 232L226 231H230V230H234L236 227H238V226H236L235 225V223L237 222V220H231V222H226L223 226L220 224H217V222H215L214 220H211ZM249 221H251V220H249ZM262 221V220H261ZM66 222V221H65ZM72 222V223H73ZM102 222V221H101ZM139 221H137L136 223H138ZM144 222V221H143ZM220 222V221H219ZM224 222V221H223ZM240 222V221H239ZM257 222H259V221H257ZM256 222V223H257ZM69 223H71V222H69ZM68 223V224H69ZM76 223V222H75ZM79 223V222H78ZM77 223V224H78ZM176 223V221H174L173 222V225L172 226H174V224ZM45 224V223H44ZM43 224V225H44ZM83 224V223H82ZM131 224V223H130ZM145 223H143V225H144ZM164 224V223H163ZM239 224V223H238ZM247 224H249V223H247ZM246 224V225H247ZM263 226V229H264V220L262 221V223H261ZM38 225V223H32L31 224V226H33L34 228H36V227H38L37 226ZM42 225V224H41ZM70 226H72V224H69ZM120 225H121V223H120ZM139 225V224H138ZM165 225V224H164ZM240 225V224H239ZM243 225V224H242ZM83 226H86V224H84ZM169 226H170V228L171 229H173V227H171V225H167V228H168V232L170 231V229H169ZM249 226V225H248ZM247 226V227H248ZM128 227V226H127ZM145 227V226H144ZM147 227V226H146ZM149 227V226H148ZM158 227V226H157ZM181 227V226H180ZM183 227H184V225H183ZM240 227V226H239ZM241 227H243V226H241ZM240 227V228H241ZM247 227H246V230H247ZM252 227V226H251ZM254 227V226H253ZM256 227V226H255ZM254 227V228H255ZM8 228V227H7ZM65 228V227H64ZM73 227H71V229H72ZM121 228V229H122ZM130 228V227H129ZM190 228V227H189ZM240 228H237V229H240ZM249 228V227H248ZM66 229V228H65ZM87 229V228H86ZM95 229V228H94ZM113 230H115V228H112ZM127 229V228H126ZM125 229V230H126ZM181 229V228H180ZM256 229V228H255ZM257 229H259V228H257ZM256 229V230H257ZM69 229H67V231H68ZM83 230H85V227H84V229ZM90 230V229H89ZM107 229H105V231H106ZM109 230H110V228H109ZM109 230H107L108 231V234H110L109 233ZM249 230H250V228H249ZM253 230V229H252ZM1 231H2V229H1ZM66 231V232H67ZM93 230H91V232H92ZM162 231V230H161ZM167 231H165V232H167ZM235 231V233H236V230H234ZM233 231V232H234ZM242 231H244V228H243V230ZM90 232V231H89ZM111 233H112V231H110ZM114 232V231H113ZM164 232V231H163ZM173 232V231H172ZM206 232V231H205ZM259 232H260V230H259ZM2 233V232H1ZM7 233V232H6ZM10 233V232H9ZM14 233V232H13ZM23 233H25V232H23ZM69 233V232H68ZM68 233L67 234H65V231L62 229V227L60 226V227H54V226H48V227H44V228H42V230H41V232H40V234H39V236H41V237H47L48 239H50L51 240V243L53 242V247L51 248V249H54V248H56V247H58L63 241H64V239L66 240V235H68ZM92 233H94V231L92 232ZM106 233V232H105ZM120 233V232H119ZM137 233V232H136ZM143 233H146V232H143ZM175 233V232H174ZM173 233V234H174ZM195 233V232H194ZM201 233V232H200ZM240 233V232H239ZM80 234V233H79ZM90 234V233H89ZM95 234V233H94ZM103 234V233H102ZM107 234V235H108ZM118 234V233H117ZM128 234V233H127ZM169 234H170V232H169ZM206 234V235H207ZM228 234V233H227ZM234 234V233H233ZM242 234V233H241ZM23 235V234H22ZM88 235V234H87ZM90 235H92V234H90ZM95 235H97V234H95ZM120 235H122L121 233H120ZM130 235V234H129ZM132 235V234H131ZM145 235V234H144ZM153 235H155V234H153ZM152 235V236H153ZM172 235V234H171ZM192 235H193V233H192ZM199 235V234H198ZM198 235H196V236H189L190 238L187 240H184L183 241V244L188 248V249H190L191 251H197L198 249H199V247H200V245H198L199 244V239L197 238L198 237ZM201 235V234H200ZM200 235H199V237H200ZM205 235V236H206ZM237 235V234H236ZM235 235V236H236ZM16 236V235H15ZM28 236V235H27ZM33 236V235H32ZM72 236V235H71ZM70 236V237H71ZM84 236V235H83ZM93 236V235H92ZM102 236H105V235H102ZM109 236V235H108ZM115 237H116V235H114ZM123 236V235H122ZM122 236H120V237H122ZM143 236V235H142ZM156 236V235H155ZM234 236V235H233ZM18 237V236H17ZM34 237H36V235H34ZM94 237V239H96L95 237L96 236H93ZM97 237H98V235H97ZM101 236H100V234H99V238H100ZM117 237H119V236H117ZM124 237V236H123ZM126 237V236H125ZM131 237V236H130ZM168 237H169V235H168ZM227 237H229L228 235H227ZM22 238V237H21ZM91 238V237H90ZM103 238V237H102ZM133 238V237H132ZM136 238H138V237H136ZM150 238V237H149ZM148 238V236L147 237H144L143 236V239L142 238H139V239H137V242H138V245H139V243H142L143 244V242L145 243L146 241H152L153 239H149ZM201 238V237H200ZM224 238V237H223ZM246 238V237H245ZM19 239H20V237H19ZM73 239V238H72ZM85 239H87V238H85V237H83V239H82V241H85ZM131 239V238H130ZM146 239H149V240H146ZM157 239V238H156ZM170 239V238H169ZM175 239V238H174ZM184 239V238H183ZM229 239V241H230V239H231V237L230 238H228ZM92 240V239H91ZM97 240V239H96ZM112 240H113V238H112ZM182 240V239H181ZM213 240V243L215 242V239L213 238L212 239ZM216 240H218V239H216ZM18 240H14V238H12V237H6V236H4V235H1L0 234V248L2 249V250H4V249H12L14 246H16L17 244H18V242H17ZM71 241V240H70ZM89 241V240H88ZM110 241V240H109ZM178 241V240H177ZM197 241H198V243H197ZM241 241L243 242V240L241 239ZM240 241V242H241ZM76 242V241H75ZM78 242V241H77ZM81 242V241H80ZM87 241H85V243H86ZM93 242V241H92ZM90 243V242H88L87 244H85L86 246V249L85 250H83V249H81L82 251H78V249L79 248H73L72 246H71V244H68V246L66 247L65 246V250L63 249V251L62 250H58L57 248H56V250L55 251H52V252H49V253H47V256H49V259H51V258H53L54 256L56 257V254H65V253H67L68 255H66V256H69V257H75V258H73V259H77V260H81V259H83L84 260V262L86 263V264H91L90 263V259L92 260V257H93V254H94V256H95V253L93 252V251H91L90 249H89V247L90 246H93L95 243H97V242H95L94 244L93 243ZM99 242H100V240H99ZM99 242H98V244H99ZM118 242V241H117ZM120 242H122V241H120ZM119 242V243H120ZM156 242V241H155ZM172 242H174V241H172ZM219 242V241H218ZM221 243H219V244H216V243H214L213 245H210V247H209V249L207 250V252H205V254H204V252L202 253L203 254V256L200 258L201 260H199V262L198 263H191V262H185V263H178V264H210V263H206L205 261L207 260V259H209L210 260V257L211 256H213L214 254H216V253H220V252H225V251H227V249H228V247L229 246H227L228 244H224V243H222V241H220ZM232 242H233V240H232ZM250 242V241H249ZM90 243V244H89ZM130 243V242H129ZM151 243V242H150ZM202 243V242H201ZM226 243V242H225ZM230 243V242H229ZM248 243V242H247ZM252 243V242H251ZM93 244V245H92ZM117 244V243H116ZM127 244V243H126ZM244 244V243H243ZM75 245H76V243H75ZM79 245H81V244H79ZM97 245V244H96ZM122 245V244H121ZM132 245H134V244H132ZM149 245V244H148ZM151 245V244H150ZM154 244H152L151 245V247L153 246ZM157 245V244H156ZM42 246V245H41ZM111 246V245H110ZM245 246H246V244H245ZM27 247V246H26ZM105 247V246H104ZM109 247V246H108ZM112 247V246H111ZM137 247V246H136ZM139 247V246H138ZM181 247V246H180ZM186 247H185V249H186ZM246 247H249V248H252V247H254V248H256L257 249V251L255 250L253 253H259L258 252V248H264V240L262 241V242H259V241H256V242H254V244L252 243V244H250V245H248L247 244V246ZM91 248V247H90ZM93 248V247H92ZM117 249H118V247H116ZM143 248H146V247H143ZM142 248V249H143ZM171 248V247H170ZM16 249V248H15ZM15 249H13V251L15 250ZM18 249V248H17ZM50 249V250H51ZM105 249V248H104ZM127 249V248H126ZM201 249V248H200ZM20 250V249H19ZM58 250V251H57ZM93 250V249H92ZM106 250V249H105ZM113 250V249H112ZM148 250V249H147ZM154 250V249H153ZM27 251V250H26ZM110 251V250H109ZM108 251V252H109ZM116 251V250H115ZM124 251V250H123ZM186 251V250H185ZM203 251V250H202ZM205 251H206V249H205ZM40 252V251H39ZM42 252V251H41ZM143 252H144V249H143ZM163 252V251H162ZM179 252V251H178ZM201 252V251H200ZM228 252V251H227ZM226 252V253H227ZM31 253V252H30ZM100 253V252H99ZM109 253H111V252H109ZM131 253V252H130ZM159 253V252H158ZM173 253H177V252H173ZM234 253V252H233ZM23 254V258L20 256V260H21V258H22V260L24 261V259L25 260H27L26 261V263L27 264H44V262H45V259L43 258V259H30V257H31V255L29 256V253H22ZM21 254V255H22ZM102 254V253H101ZM115 254V253H114ZM120 254V253H119ZM228 255H229V253H227ZM226 254V255H227ZM238 254V253H237ZM241 254V253H240ZM96 255H98V252L96 253ZM105 255V254H104ZM112 255V254H111ZM179 254H177L176 256L179 258V256H178ZM205 255V256H204ZM227 255V256H228ZM239 255V254H238ZM244 255V254H243ZM40 256V255H39ZM64 256V255H63ZM106 256H107V254H106ZM126 256V255H125ZM128 256V255H127ZM126 256V257H127ZM171 256V255H170ZM182 256V255H181ZM184 256V255H183ZM191 256H193V255H191ZM210 256V257H209ZM245 256V255H244ZM252 256V255H251ZM58 257H59V255H58ZM68 257V258H69ZM97 257V256H96ZM100 256H98V258H99ZM105 257V256H104ZM114 257V255H112V258ZM185 257H186V254H185ZM233 257V256H232ZM255 257L257 258L256 260H258V261H260L259 259H261V257L260 256H257V254H255ZM60 258V257H59ZM62 258V257H61ZM60 258V259H61ZM64 258V257H63ZM62 258V259H63ZM115 258V257H114ZM125 258V257H124ZM124 258L122 259V260H124ZM159 258V257H158ZM170 258H173V255H172V257H170ZM177 258V259H178ZM204 258H206V259H204ZM243 258V257H242ZM119 259V258H118ZM129 259V258H128ZM132 259V258H131ZM189 259V258H188ZM227 259V258H226ZM233 258H229L228 257V262H231V260H232ZM235 259V258H234ZM233 259V260H234ZM241 259V258H240ZM255 259V258H254ZM98 260V259H97ZM185 260V259H184ZM242 260V259H241ZM262 260V259H261ZM264 260V259H263ZM22 261V262H23ZM99 261V260H98ZM120 261V260H119ZM130 261V260H129ZM174 261H175V258H174ZM226 261V262H227ZM20 262V261H19ZM22 262H20L19 264H21ZM46 262H47V260H46ZM65 262V261H64ZM78 262V261H77ZM76 262V263H77ZM97 262V261H96ZM99 262H101V261H99ZM98 262V263H99ZM107 262H108V260H107ZM110 262V261H109ZM108 262V263H109ZM122 261H120V262H118V263H120V264H122L121 263ZM123 262H125V261H123ZM131 262L132 261H130L128 264H131ZM177 262V261H176ZM217 262V261H216ZM216 262H214V261H212V263L211 264H220V263H216ZM220 262V261H219ZM228 262H227V264H228ZM263 262V261H262ZM94 263V262H93ZM102 263H103V261H102ZM105 263V262H104ZM115 263H116V261H115ZM114 263V264H115ZM126 263V262H125ZM125 263H123V264H125ZM158 263V262H157ZM261 263V262H260ZM2 264V263H1ZM99 264H101V263H99ZM107 264V263H106ZM110 264V263H109ZM139 264V263H138ZM221 264H225V263H222L221 262ZM264 264V263H263Z\"/></svg>",
    "mask_w": 264,
    "mask_h": 264
}]
</instances>
